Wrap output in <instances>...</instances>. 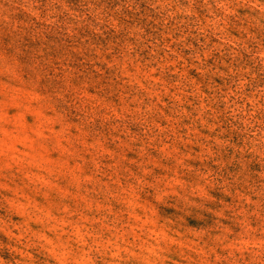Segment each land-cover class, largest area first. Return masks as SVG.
<instances>
[{
	"label": "rangeland",
	"instance_id": "obj_1",
	"mask_svg": "<svg viewBox=\"0 0 264 264\" xmlns=\"http://www.w3.org/2000/svg\"><path fill=\"white\" fill-rule=\"evenodd\" d=\"M0 264H264V0H0Z\"/></svg>",
	"mask_w": 264,
	"mask_h": 264
}]
</instances>
